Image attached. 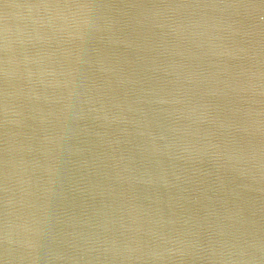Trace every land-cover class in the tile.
Masks as SVG:
<instances>
[{"label": "water", "instance_id": "water-1", "mask_svg": "<svg viewBox=\"0 0 264 264\" xmlns=\"http://www.w3.org/2000/svg\"><path fill=\"white\" fill-rule=\"evenodd\" d=\"M0 264H264V0H0Z\"/></svg>", "mask_w": 264, "mask_h": 264}]
</instances>
